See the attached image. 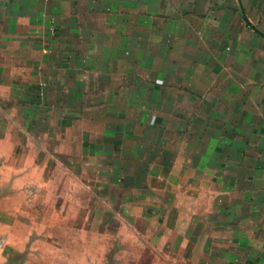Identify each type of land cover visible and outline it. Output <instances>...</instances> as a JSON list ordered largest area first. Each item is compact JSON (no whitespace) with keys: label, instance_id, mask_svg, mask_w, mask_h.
Instances as JSON below:
<instances>
[{"label":"crops","instance_id":"obj_1","mask_svg":"<svg viewBox=\"0 0 264 264\" xmlns=\"http://www.w3.org/2000/svg\"><path fill=\"white\" fill-rule=\"evenodd\" d=\"M0 264H264V0H0Z\"/></svg>","mask_w":264,"mask_h":264}]
</instances>
